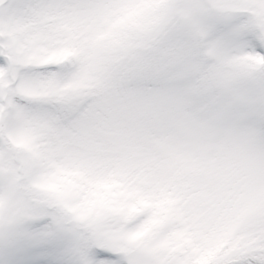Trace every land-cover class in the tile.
<instances>
[{"label": "snow or ice", "instance_id": "1", "mask_svg": "<svg viewBox=\"0 0 264 264\" xmlns=\"http://www.w3.org/2000/svg\"><path fill=\"white\" fill-rule=\"evenodd\" d=\"M0 264H264V0H0Z\"/></svg>", "mask_w": 264, "mask_h": 264}]
</instances>
